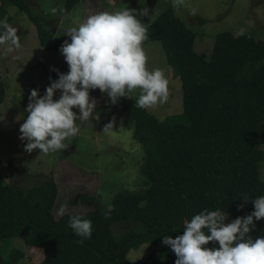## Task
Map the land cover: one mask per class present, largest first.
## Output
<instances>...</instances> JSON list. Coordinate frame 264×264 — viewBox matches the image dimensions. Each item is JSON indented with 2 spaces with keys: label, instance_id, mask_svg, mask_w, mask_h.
<instances>
[{
  "label": "trees",
  "instance_id": "obj_1",
  "mask_svg": "<svg viewBox=\"0 0 264 264\" xmlns=\"http://www.w3.org/2000/svg\"><path fill=\"white\" fill-rule=\"evenodd\" d=\"M79 1L64 0L63 13ZM5 6L27 13L41 46L59 51L65 40L70 42V38L52 40L26 0H1L0 19ZM147 29L144 43L160 42L173 76L181 81L182 110L159 120L136 107L139 91L123 100L130 104L132 136L143 149L139 168L145 189L118 191L109 208L92 195L77 192L72 204L94 207L84 214L69 212L54 218L55 181L47 178L28 187L5 184L10 174L2 172L0 163V241L20 237L42 252L38 264H175V254L162 243L164 236L181 235L185 223L204 209L219 208L231 221L245 216L254 210L251 200L264 196L258 171L264 159V40L222 31L204 57L194 49L195 32L171 7ZM4 95L0 82V103ZM72 215L92 221L91 238L83 243L68 226ZM118 222L130 223L116 233ZM254 223L253 240L264 236V218ZM144 242L156 250L130 262L128 252ZM23 257L17 248L6 256L0 251V264H23Z\"/></svg>",
  "mask_w": 264,
  "mask_h": 264
},
{
  "label": "rangeland",
  "instance_id": "obj_2",
  "mask_svg": "<svg viewBox=\"0 0 264 264\" xmlns=\"http://www.w3.org/2000/svg\"><path fill=\"white\" fill-rule=\"evenodd\" d=\"M26 1L41 26L51 33L52 40L70 38L66 34L68 29L101 12L136 9L137 17L147 27L168 7L195 32L194 49L204 57L210 55L214 38L222 31L238 34L243 30L249 36L264 40V0H183L182 4H177L175 0H99L98 10L94 13L88 10H92L91 6L96 1L88 0L87 14L84 9L87 0H80L66 13H63L64 0ZM5 8L0 24L7 23L17 29L21 46L17 49L10 43L0 45V82L5 86V95L0 103V163L5 169L10 165L7 169L10 175L4 183L28 187L52 178L57 185L52 207L54 218L62 215L59 211L61 206L64 213L77 214H84L94 207L81 202L72 204L70 199L77 192L92 195L102 207L109 208L113 195L118 191L145 189L147 185L142 181L139 168L143 149L132 136L130 104L124 103L123 97L112 104L106 93L90 92V97L97 101V113L94 118L78 122L79 132L66 141L69 146L65 150L47 154L39 150L31 153L24 150L26 141L20 140L19 129L28 115L25 108L30 90L38 89L39 95H43L50 84L49 77L52 80L58 78L53 69L67 73L69 68L59 51L40 45L36 25L26 12L14 6ZM143 8H147L149 14L140 17L139 11ZM193 8L196 15L191 14ZM143 47L148 55L147 67L150 70L162 69L169 81L167 102L147 111L159 120L180 113L181 81L173 76L160 42L149 41ZM138 91L131 95H136ZM59 96L57 91L54 99ZM73 111L78 112V109ZM261 147L264 150V144ZM258 171L264 181V159L259 163ZM230 221L231 217L227 216L225 223ZM118 223H114L117 224L113 229L116 233L124 230L130 222ZM12 248L23 252V264H38L43 258L40 250L27 245L20 237H7L0 241L3 256ZM155 248L153 244L144 242L131 249L127 259L135 263Z\"/></svg>",
  "mask_w": 264,
  "mask_h": 264
},
{
  "label": "clouds",
  "instance_id": "obj_3",
  "mask_svg": "<svg viewBox=\"0 0 264 264\" xmlns=\"http://www.w3.org/2000/svg\"><path fill=\"white\" fill-rule=\"evenodd\" d=\"M182 4L183 0H175ZM148 9L139 16L148 15ZM196 15V9L191 10ZM0 45L10 43L20 48L17 29L4 23ZM70 42L65 40L59 48L68 65V72L59 69L58 78L50 79L44 94L31 89L25 111L28 113L20 125V140L26 141L24 150H39L45 154L63 151L79 132L78 122L94 118L97 101L90 91L99 89L106 93L112 104L120 98H133L139 90L136 107L151 109L168 100L169 81L162 69L147 67L148 55L143 47L148 39L146 25L137 17L136 9L101 12L91 15L78 26L66 31ZM243 35V30L239 33ZM11 50V48L9 49ZM60 96L54 99L55 93ZM78 109V112L73 111ZM244 201L249 199L242 196ZM254 210L225 223L227 213L219 208L204 209L185 223L183 233L164 236L162 243L176 256L175 264H264V236L254 240L250 233L255 221L264 218V196L251 200ZM238 207H243V204ZM60 213H64L61 206ZM68 226L82 239L91 238L92 221L80 215H72ZM209 244L215 246L208 247Z\"/></svg>",
  "mask_w": 264,
  "mask_h": 264
},
{
  "label": "crops",
  "instance_id": "obj_4",
  "mask_svg": "<svg viewBox=\"0 0 264 264\" xmlns=\"http://www.w3.org/2000/svg\"><path fill=\"white\" fill-rule=\"evenodd\" d=\"M96 1V3H94L92 6H91V8H92V10L90 11V9L88 10V8H89V3H88V0H87V3L85 4V7H84V9L86 8V10H85V14H87L86 13V11L88 10L89 12H96L97 10H98V6H97V2H99V0H95ZM119 0H117V2H118ZM84 20H86V18L84 17Z\"/></svg>",
  "mask_w": 264,
  "mask_h": 264
},
{
  "label": "water",
  "instance_id": "obj_5",
  "mask_svg": "<svg viewBox=\"0 0 264 264\" xmlns=\"http://www.w3.org/2000/svg\"><path fill=\"white\" fill-rule=\"evenodd\" d=\"M2 172L6 173V174H10V172L5 168H2Z\"/></svg>",
  "mask_w": 264,
  "mask_h": 264
}]
</instances>
